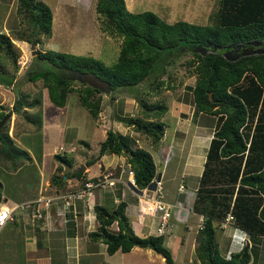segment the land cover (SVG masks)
Wrapping results in <instances>:
<instances>
[{"label":"trees","instance_id":"trees-1","mask_svg":"<svg viewBox=\"0 0 264 264\" xmlns=\"http://www.w3.org/2000/svg\"><path fill=\"white\" fill-rule=\"evenodd\" d=\"M19 9L28 12L36 37L27 42H39V34L49 36L52 12L41 1L17 0ZM95 11L103 17V30L121 38L117 58L110 66L91 56L75 55L54 50L34 52L25 71L29 81L40 80L48 101L62 107L67 93L75 91L73 78L82 77V88L76 90L82 107L95 118L100 98L91 99L92 94L106 87L110 92L123 88H138L148 84L158 89V80L165 66L182 52H189L195 58L187 64L195 66L193 86L190 87L194 104L193 116L203 113L215 117L212 137L209 141L203 173L199 181L197 196L191 210L203 216L202 227L196 231L195 255L199 264H254L250 250L253 245H243L228 258L221 257L214 240L215 225L231 216L233 226L244 231L250 241L264 238V53H248L236 59H227L223 52L236 48L250 47L251 42L264 46V0H219L209 24H192L183 20L167 22L152 11L130 12L125 9L124 0H96ZM162 13V12H161ZM24 14V13H23ZM27 17V16H26ZM6 36L0 38V45L9 46ZM209 45V46H207ZM232 47L227 49V46ZM205 47L204 55L195 47ZM221 46L214 52L212 47ZM8 50H5L7 53ZM13 76L0 70V85L9 86ZM45 96V94H44ZM37 104L40 95L35 96ZM21 96L15 98L12 112L20 111ZM145 116L160 114L166 110L162 104L142 103ZM5 113L0 110V155L4 159H30L26 152L15 146L3 130ZM28 122L41 127V109L26 116ZM125 126H131L150 137L152 146L159 143L164 124L160 121H142L140 118H123ZM122 121V119H120ZM104 154L122 155L125 164L133 172L136 187L148 186L155 176V164L150 153L142 148H130L125 136L107 129L104 139L98 145V156ZM53 157L62 165L70 167L71 158L55 153ZM92 161L87 162L91 164ZM86 164V166H87ZM11 166H15L12 162ZM56 166V170H59ZM77 168L66 178H82ZM50 184L63 189L62 175H53ZM2 184L0 182V201ZM120 200L110 212L103 206L94 205L97 221L96 232L106 245V252L120 249L129 251L132 247L149 248L164 259L165 264H174L169 251L163 246V236L139 237L128 227ZM116 220L118 230L108 227ZM217 224V223H216ZM4 227V226H3ZM252 259V262H251Z\"/></svg>","mask_w":264,"mask_h":264},{"label":"rangeland","instance_id":"rangeland-1","mask_svg":"<svg viewBox=\"0 0 264 264\" xmlns=\"http://www.w3.org/2000/svg\"><path fill=\"white\" fill-rule=\"evenodd\" d=\"M37 1H41L50 8L52 22L49 36L39 34L37 37L39 42L31 44L27 42L26 38L36 36L34 30L32 31V24L28 21V12H22V9H19L17 0H0V38L6 36L10 43L5 48L0 45V70L13 76V82L9 86L0 85V110L5 113L4 126L6 127L3 130L10 137L12 143L24 150L30 158H19L12 161L4 159L0 155L2 198L6 197L7 200L11 199L12 201L34 198L36 191L41 187V183L45 191H38V195L48 194L54 189V186L50 184L53 175L59 176L58 172L62 167L65 172L73 170V168L69 169L60 164L53 157L54 150L52 152L50 150V146L52 147V144L57 141L56 138L59 139V137V145H61L59 147L67 150L65 156L71 158L72 165L78 167L83 163L86 166L87 162L92 161L91 164H87V168L82 167V170H80L83 172L82 177H92L98 174L101 163L104 165L101 164L100 172L112 169L106 165L112 155L104 154L102 157H97L98 145L104 139L107 129L116 131L117 125H121L122 128L125 127L123 118H140L142 121L150 120L152 122L157 120L164 124L163 136L167 141H162L163 144H166L162 148L173 149V157L164 166L162 172L164 199L176 205V196L180 191L179 185H181V190L194 194L193 191L197 185L195 183L196 179L191 176L187 178L180 176L181 163L176 165L179 158L177 152L180 150V148L178 149L179 143L172 144L170 141L173 142L174 139L179 138V133L190 135L191 128L189 127H194L192 124L196 120L198 121V128L204 133H209L215 124L214 116L202 113L193 117L195 108L190 87L193 86L195 80V73L192 71L195 63L189 66L187 61L195 57L188 51L175 57L165 66L164 72L159 75L158 80L162 82V85L157 90L145 83L138 88H123L113 92H110L106 87L100 88L101 92L94 93L91 96V99L100 98V106L97 109L95 118L79 102L78 92H76L77 89L82 88L79 78L71 80V85L76 90L67 93L62 107H56L46 98V90L39 79L29 81L25 77V71L34 52L54 50L91 56L110 66L117 58L121 38L102 29L103 17L95 11L96 0ZM218 4L219 0H124L125 9L130 12L147 10L156 13L169 23L183 20L201 25L209 24L212 21ZM5 50H8V52L5 53ZM37 94L40 95L39 104L35 100ZM44 94L45 100L49 102L48 104L43 100ZM19 96L23 98L22 107L20 111L12 112L11 106L15 98ZM145 102L149 105L162 104L166 110L160 114L149 113L148 116H145V112H149L144 111L141 106ZM38 106L41 109L42 119L39 130H37L35 124L28 122L26 119V116L33 114ZM114 121L118 123L116 126H114ZM189 121H191L190 125ZM178 122L182 126L178 125ZM124 129L130 148L142 147L147 149L152 155L156 172L160 171L162 163L159 162L157 153L154 152V148L147 147L149 145L152 147L151 138L131 126H126ZM193 137L192 135L189 138L188 143L185 142L180 145L182 154L188 151L189 146L191 147L190 139ZM202 140L205 141V137ZM0 147L5 149L6 145L0 143ZM198 149L201 152L203 146L199 145ZM12 162L15 163V166H11ZM57 165L60 168L59 170H56ZM104 166L106 167L104 168ZM114 168V171L117 172L118 168L116 166ZM190 181L193 183L191 184ZM188 183H190L189 186ZM117 184L113 192L119 194L121 186L119 183ZM35 186L37 189L34 192ZM77 187L76 185L73 188ZM54 190V194L62 192ZM92 193H96L94 197L98 203L103 201L107 208L110 207V202L107 200L105 203L104 201L108 196L102 194L100 198V192H95V189ZM51 195L53 194L51 193ZM120 199H123V195ZM88 201L84 200L86 204H88ZM192 201L193 198L188 196V203ZM59 207L61 208V206ZM175 210L176 208L173 209L169 219L171 229L164 234L170 231V238L176 237L180 234L181 228L191 227L187 240L190 262L187 264H198L195 252L192 249L193 246L197 245L196 231L199 216L189 213L186 223L182 225L174 219ZM21 219L19 220L21 221ZM223 221L221 223L217 221V225L213 223L215 225L214 240L220 256L228 258L231 253L228 248L229 241L235 242L231 236L234 228L231 220L226 224H223ZM26 223L28 222L26 221ZM0 235H5L4 229L0 232ZM242 241L245 245L244 240ZM249 244L253 245L250 255L255 259L254 264H264V238L256 239ZM236 247L237 245L233 247L234 250L237 249Z\"/></svg>","mask_w":264,"mask_h":264},{"label":"crops","instance_id":"crops-1","mask_svg":"<svg viewBox=\"0 0 264 264\" xmlns=\"http://www.w3.org/2000/svg\"><path fill=\"white\" fill-rule=\"evenodd\" d=\"M43 100H45L44 95ZM45 101V103H49L47 100ZM198 114L202 113H197L196 115ZM113 123L114 126L118 124L116 121H114ZM177 124L182 126V124L179 122ZM190 124L191 121H189V125ZM192 126L194 127H189L191 128L190 135L185 133H179V138L174 139L173 142H170L172 144H176V142L177 144L179 143L178 149L180 148V150H182L180 145L185 142L188 143L189 138L192 135L194 136L192 138L193 140L190 139L191 147L189 146L188 151H185V153L182 154L180 150H176L179 154V158L177 159L176 165L181 163L179 170L180 176L186 178L191 176L196 179L195 183H197V185L193 191L194 194L192 193L191 195L194 200L198 194L197 190L200 186L199 181L203 173L205 155L209 141L212 137L213 129L209 133L202 132L198 128L197 120L194 124H192ZM124 128H122L121 125H117V130L115 132H118L119 134L125 136L126 130ZM203 137H205V141L202 140ZM56 140L57 141L52 144L53 146H50L51 152L54 150V153H56L58 147L61 146L59 145L60 137L59 139L56 138ZM162 141H167L164 136L160 138L159 143H157L156 146H147L150 149L154 148V152L158 155L159 162L162 163L160 171L156 172L155 169V174H161V181L163 168L169 162L168 161L167 163H164L162 161V157L167 153L166 151H164L167 148H162L163 145H166L163 144ZM199 145L203 146V150L201 152L198 149ZM170 150L173 152L172 148H170ZM110 155H112L110 156V161H108V163L106 164L108 167L113 166L115 164L123 163L125 161L124 156L122 155ZM101 164L104 165L103 163ZM101 164L98 172H100ZM81 166L83 168H87L82 163V165L80 164V166L78 167L71 164V167H69V169L81 168L82 170ZM105 167L106 166H104V168ZM71 170L69 172H65L63 167L60 169L58 175H62V179L64 180V188L58 189L53 187L54 189H56V191L72 189L76 185L78 186L84 180L90 178L87 176L82 177L79 180L72 177L66 178L64 174H69ZM190 183L192 184L193 182L190 181ZM190 183H188V186L190 185ZM119 185L121 186L119 194L113 192L116 187L114 189L95 190V192H100V198L102 197V194L103 196H108V198H105L104 201L105 203L107 202V200L110 202L109 208L104 205L103 201H100L98 203L94 197L96 193H92L91 197L88 199V204H86L84 200L78 202L76 201L74 204V208L70 210L62 211V209L59 207L60 205H52L44 220L38 222L37 225H31L26 223V218L24 216H18L13 218L12 221L7 222L4 227L0 228V232L3 229L5 232V235H0V264H165L163 257H161L158 253L149 248H141L134 246L126 252H122L120 249H117L113 253L108 254L106 252V245L100 240V235L97 236L96 234H92L93 232H96L97 229V221L95 219L93 206L96 204L103 206L110 212L111 210L115 209L116 204L120 200H122L125 203V207L123 210L125 220L127 222L128 227L133 231V233L139 237L158 236L155 233V218L148 215L141 216L139 214L140 208L142 206V201L139 198V193L137 191H133L125 184L121 183ZM36 189L37 187L35 186L34 192L36 191ZM54 189L48 194H42H53L55 192ZM38 191H45L42 187V183ZM38 191H36L34 198L37 197ZM118 195L119 198L117 199ZM122 195L123 199H120ZM34 198L32 197L27 200ZM1 199L6 200L7 203L10 204L27 201H12L11 199L7 200L6 197L2 198V194ZM192 203L193 201L188 203L189 211L187 212V215L183 220H178L175 217L176 210L174 211V219L176 220V222L184 225L186 223V219L189 217V213L195 214L197 217L199 216L198 213L192 212ZM20 218H22L21 221L19 220ZM232 227L234 229L232 231L231 236L233 237V240L235 242L232 243L231 240L229 241L228 248L231 253L237 252L241 249V247L243 246V239L247 240L248 243L251 242L249 236L244 231L240 230L239 228H236L235 226ZM190 228L191 227L181 228L180 234H178L176 237L173 236L172 238H170V231L163 235L162 244L169 251L174 264H187L190 262V253L188 252L187 247L188 236L191 232ZM108 229L111 232H116L118 230L117 221L114 220L108 227ZM6 234L8 235L6 236ZM236 245L237 249L234 250L233 247H235ZM192 250L195 252L194 246ZM230 251L228 252L230 253ZM196 261L199 264L197 258Z\"/></svg>","mask_w":264,"mask_h":264},{"label":"built area","instance_id":"built-area-1","mask_svg":"<svg viewBox=\"0 0 264 264\" xmlns=\"http://www.w3.org/2000/svg\"><path fill=\"white\" fill-rule=\"evenodd\" d=\"M65 151L67 150L58 147L56 153L62 156L66 153ZM115 166L118 168L117 172L114 171ZM110 168L112 169L103 170L93 177L84 180L77 188L62 190L61 193L45 196L37 195L34 199L21 203L10 204L7 201H1L0 228L18 216H24L28 224L37 225L41 219L44 220L48 214V209L52 205L60 203L62 211L69 210L70 208L73 209L76 201L88 200L94 189H114L117 183H122L133 191H139V198L142 201L139 214L155 218L156 235H163L166 231L170 230L171 224L169 223V219L176 205L164 199L162 181L160 179L161 174H155L148 186L138 189L134 183L133 172L128 164L123 162L110 166ZM178 188L181 190V185ZM203 219V216L199 215L197 228L202 227ZM223 220V224H226L231 220V216L226 214ZM243 240L249 245L247 240Z\"/></svg>","mask_w":264,"mask_h":264},{"label":"water","instance_id":"water-1","mask_svg":"<svg viewBox=\"0 0 264 264\" xmlns=\"http://www.w3.org/2000/svg\"><path fill=\"white\" fill-rule=\"evenodd\" d=\"M85 1V0H83ZM250 47H257L256 50H253V53H264V48L263 46L261 45V42H251L250 44ZM209 46V45H207ZM232 47L231 45H228L227 46V49ZM261 47V48H259ZM222 48L221 46H218V47H212V49L210 51L214 52L216 49H220ZM231 49H235V50H238V49H241V50H244L245 48L241 45H238L236 48H231ZM196 52L200 53L201 55H204V53L208 50L205 49V47H195L194 49ZM260 50V51H259ZM228 52V50L226 51ZM226 52H223V54H225ZM248 54V53H246ZM82 77L79 76V80H81ZM108 90L106 89V92ZM164 151H166L167 153L162 157V161L164 163H167L168 161H170V159L172 158V155H173V152L170 150V149H165ZM82 167V166H81ZM81 168L78 169V172H80ZM139 192V191H138ZM192 193L191 192H183V191H179L177 193V196H176V203H177V209H176V213H175V217L178 219V220H183L185 219L186 215H187V212L189 211V204H188V196H191Z\"/></svg>","mask_w":264,"mask_h":264},{"label":"flooded vegetation","instance_id":"flooded-vegetation-1","mask_svg":"<svg viewBox=\"0 0 264 264\" xmlns=\"http://www.w3.org/2000/svg\"><path fill=\"white\" fill-rule=\"evenodd\" d=\"M261 48V47H259ZM264 48V46H263ZM257 47H248V48H245L244 50H241V49H238V50H233V49H230L228 50V52H226L225 54H223L224 57H226L227 59H236L238 58L240 55H245L246 53H253V50H256ZM260 51V50H259Z\"/></svg>","mask_w":264,"mask_h":264},{"label":"clouds","instance_id":"clouds-1","mask_svg":"<svg viewBox=\"0 0 264 264\" xmlns=\"http://www.w3.org/2000/svg\"><path fill=\"white\" fill-rule=\"evenodd\" d=\"M1 201H6V200L1 199ZM1 201H0V202H1ZM247 245H248V244H247Z\"/></svg>","mask_w":264,"mask_h":264}]
</instances>
